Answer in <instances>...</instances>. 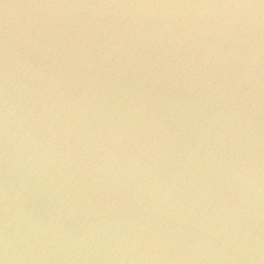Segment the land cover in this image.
I'll list each match as a JSON object with an SVG mask.
<instances>
[{
  "label": "water",
  "instance_id": "1",
  "mask_svg": "<svg viewBox=\"0 0 264 264\" xmlns=\"http://www.w3.org/2000/svg\"><path fill=\"white\" fill-rule=\"evenodd\" d=\"M196 2L256 0H0V53L6 33L10 55H20L26 49L11 38L23 35L21 30L30 23L51 22L50 31L63 30L67 36L89 19L91 11L35 5ZM99 52L88 46L90 68L75 50L70 53L76 79L68 84V94L83 100L93 78L98 89L88 92L86 117L73 110L74 123L94 125L101 108L114 109L115 120L133 97L143 101L145 119L155 114L143 138L153 127L169 135L167 143L161 141L166 157L154 175L161 183L175 181L174 197L163 203L150 194L134 200L135 180L127 187L117 184L111 190L84 192L75 180L69 181L70 169L40 164L25 150L18 133L5 140L0 125V234L7 197L8 231L18 255L10 264H264V72L233 93L234 76L202 67V50L176 56L136 47L108 55L103 49ZM45 64L68 80L64 52L55 63ZM56 129L63 131L59 121ZM192 151L193 163L182 169L185 153ZM176 170L190 175L192 183L177 179ZM200 186L210 191L200 196ZM225 203L244 214L245 232L238 239L230 238L220 223H211L217 216L227 218L220 209ZM145 217L152 218L148 228L161 235L166 246L155 242L132 252L119 249L116 238L144 225Z\"/></svg>",
  "mask_w": 264,
  "mask_h": 264
},
{
  "label": "clouds",
  "instance_id": "2",
  "mask_svg": "<svg viewBox=\"0 0 264 264\" xmlns=\"http://www.w3.org/2000/svg\"><path fill=\"white\" fill-rule=\"evenodd\" d=\"M34 7L91 11L89 19L67 36L63 30L50 31L51 22L30 23L21 30L23 35L11 38L19 42V48L26 49L20 55H10V37L5 34L0 53V125L5 140L18 133L25 150L33 153L40 164L70 169L69 181L75 180L84 192L111 190L117 184L127 187L135 180L136 191L132 199L150 194L163 203L168 197H174L176 183L167 179L161 183L160 178L154 175L166 157L160 147L161 141L167 143L169 135L162 127L159 131L153 127L152 134L147 139L143 138V133L153 126L155 116L150 113L149 119H145L143 101H136L133 97L123 105L125 111L115 120L112 119L114 109L101 108L102 116L94 125L74 123L73 110H76V116L86 117L88 92L95 94L98 89L93 78L83 100L68 94V84L76 79V73L71 71L73 58L70 53L73 50L77 52V58H81V63L89 68L86 55L89 45L98 49V55L100 49H103V55H108L117 49L133 47L162 50L173 56L181 52L190 54L194 49L202 50V67L227 70L234 76L233 93L241 83L251 84L264 72V59L261 58L264 56V0L41 4ZM59 52H64V60L68 62V71L64 73L68 80L58 77L45 64L46 60L55 63ZM119 107L116 106L117 109ZM58 121L63 125V131H57ZM56 148L60 151H54ZM185 155L187 158L180 166L182 169L193 163L196 152ZM234 174L239 173L234 170ZM175 175L185 184L192 183L190 175L186 177L184 171L176 170ZM208 191L206 186L198 189L200 196H205ZM220 209L227 218L222 221L217 216L211 223H220L221 230H226L230 238L238 239L244 235V214L238 211L237 206L229 207L225 203L220 205ZM8 216L6 197L5 226L0 234V264H10L18 258L16 241L8 231ZM144 219V225L116 238L115 244L119 249L132 252L139 250L141 245L155 242L166 246L167 242L161 235L149 230L152 218Z\"/></svg>",
  "mask_w": 264,
  "mask_h": 264
}]
</instances>
